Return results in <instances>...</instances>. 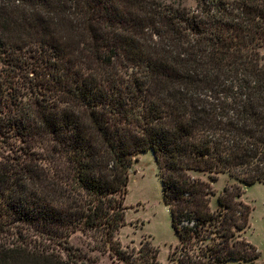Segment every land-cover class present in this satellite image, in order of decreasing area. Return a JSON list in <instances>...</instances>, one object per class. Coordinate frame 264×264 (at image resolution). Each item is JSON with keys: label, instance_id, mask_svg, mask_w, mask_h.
Masks as SVG:
<instances>
[{"label": "trees", "instance_id": "1", "mask_svg": "<svg viewBox=\"0 0 264 264\" xmlns=\"http://www.w3.org/2000/svg\"><path fill=\"white\" fill-rule=\"evenodd\" d=\"M151 151L173 264L254 262L264 184V0H0V264H162L126 225L130 168ZM199 173L208 174V179Z\"/></svg>", "mask_w": 264, "mask_h": 264}, {"label": "rangeland", "instance_id": "2", "mask_svg": "<svg viewBox=\"0 0 264 264\" xmlns=\"http://www.w3.org/2000/svg\"><path fill=\"white\" fill-rule=\"evenodd\" d=\"M157 1L194 9L198 0ZM196 175L208 179L206 173ZM212 184L216 193L213 196L214 205L226 186L238 184L243 190L242 200L252 208L250 227L243 233V237L258 249L260 258L254 262L231 264H264V184L245 185L229 174H220ZM128 189L129 193L125 200V205L128 206L126 225L117 233L116 239L125 249H139L143 242L150 241L160 250L159 261L162 264H173L169 254L177 245L178 238L171 224L168 207L164 203L160 169L151 151L134 158L130 168ZM92 236V233L86 235L78 231L71 236L70 243L90 255L93 264H119L110 250L94 249L95 242Z\"/></svg>", "mask_w": 264, "mask_h": 264}]
</instances>
